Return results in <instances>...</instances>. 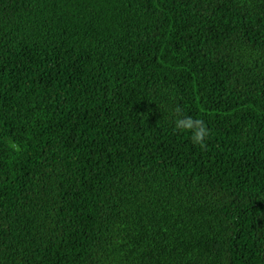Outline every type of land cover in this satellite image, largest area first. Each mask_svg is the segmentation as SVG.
<instances>
[{"label":"trees","instance_id":"obj_1","mask_svg":"<svg viewBox=\"0 0 264 264\" xmlns=\"http://www.w3.org/2000/svg\"><path fill=\"white\" fill-rule=\"evenodd\" d=\"M0 264H264V0H0Z\"/></svg>","mask_w":264,"mask_h":264},{"label":"clouds","instance_id":"obj_2","mask_svg":"<svg viewBox=\"0 0 264 264\" xmlns=\"http://www.w3.org/2000/svg\"><path fill=\"white\" fill-rule=\"evenodd\" d=\"M174 128L178 132H186L194 145L203 146L209 136V129L202 119L184 115L180 108L173 113ZM13 147H17L13 145Z\"/></svg>","mask_w":264,"mask_h":264}]
</instances>
